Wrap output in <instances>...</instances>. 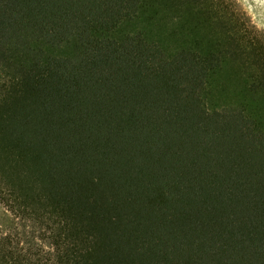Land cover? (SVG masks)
Instances as JSON below:
<instances>
[{
	"label": "trees",
	"instance_id": "obj_1",
	"mask_svg": "<svg viewBox=\"0 0 264 264\" xmlns=\"http://www.w3.org/2000/svg\"><path fill=\"white\" fill-rule=\"evenodd\" d=\"M0 264H264V32L235 0H0Z\"/></svg>",
	"mask_w": 264,
	"mask_h": 264
},
{
	"label": "rangeland",
	"instance_id": "obj_2",
	"mask_svg": "<svg viewBox=\"0 0 264 264\" xmlns=\"http://www.w3.org/2000/svg\"><path fill=\"white\" fill-rule=\"evenodd\" d=\"M250 21L264 32V0H235ZM5 223L4 210L0 205V224Z\"/></svg>",
	"mask_w": 264,
	"mask_h": 264
}]
</instances>
